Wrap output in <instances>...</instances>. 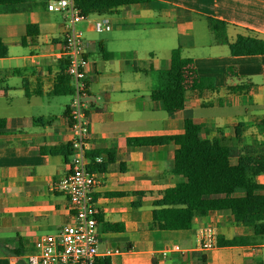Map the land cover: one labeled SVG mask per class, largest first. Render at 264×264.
<instances>
[{
  "label": "crops",
  "instance_id": "crops-1",
  "mask_svg": "<svg viewBox=\"0 0 264 264\" xmlns=\"http://www.w3.org/2000/svg\"><path fill=\"white\" fill-rule=\"evenodd\" d=\"M45 2L0 6L6 50L0 55V118H5L0 128V264H26L35 238L71 219L66 196L53 188L70 160V94H54L59 65L51 58L65 15L47 10ZM206 16L228 23V41L244 29L264 37V0H149L117 6L109 14L91 13L79 23L88 60V151H98L104 162L102 184L93 191L98 247L120 249L108 256L112 264H248L255 259L264 264L263 236L226 211L195 212L188 229L149 228L153 200L182 179L172 171L176 144L126 142L182 133L185 118L199 122L204 140L222 137L236 146L263 140L264 54L231 55L227 44L214 42ZM98 18L106 19L110 29L95 31ZM27 24H36V32L25 34ZM174 48L193 59L200 75L213 77L214 86L187 90L183 107L166 112L150 92L159 85L160 69L178 66ZM255 180L264 183V173ZM105 223L120 228L107 230ZM206 224L214 226L217 243L233 237L249 241L202 250L198 232ZM175 245L182 250H174Z\"/></svg>",
  "mask_w": 264,
  "mask_h": 264
},
{
  "label": "trees",
  "instance_id": "trees-1",
  "mask_svg": "<svg viewBox=\"0 0 264 264\" xmlns=\"http://www.w3.org/2000/svg\"><path fill=\"white\" fill-rule=\"evenodd\" d=\"M22 0H0L3 9L13 7ZM149 0H73V3L84 14H109L121 5L147 2ZM208 29L212 32L214 42L227 44L231 55L264 54V37L251 29L237 33L228 41L224 20L206 16ZM36 24H27L25 34L36 32ZM0 55L6 53L0 40ZM173 57L178 59L176 68H165L158 71L159 85L152 89V100L160 101L166 112L183 107L187 90H201L214 86V79L200 75L191 57L180 55V49H172ZM105 56V54H104ZM56 81L53 86L55 95L71 93L70 77L64 72L65 63L59 62ZM229 70V68H228ZM5 118H0V128ZM264 125V121L262 122ZM184 131L174 135H147L128 137L130 145L146 147L150 145L173 142L176 144L173 156L172 171L182 179L174 185L161 190L160 196L152 202L151 229H188L192 226L195 212L202 214L208 211L229 212L232 219L246 226H251L254 235L264 237V183L257 182L255 177L264 173V138L254 145L236 146L222 137L204 140L200 136V124L192 118H185ZM235 139V138H234ZM45 149H42L44 151ZM57 152L58 148L46 149ZM71 150L69 149V153ZM98 151H87L91 170H102L104 162H93ZM111 154H108V159ZM235 162H232V159ZM107 230H117L118 224L105 223ZM247 237H233L219 241L218 245L244 244ZM97 264H112L109 257L100 258ZM248 264H263L255 259Z\"/></svg>",
  "mask_w": 264,
  "mask_h": 264
},
{
  "label": "built area",
  "instance_id": "built-area-1",
  "mask_svg": "<svg viewBox=\"0 0 264 264\" xmlns=\"http://www.w3.org/2000/svg\"><path fill=\"white\" fill-rule=\"evenodd\" d=\"M46 9L65 15L63 36L59 48L52 53L55 63L64 62V72L71 83L68 104V127L71 132L70 160L67 172L53 185L64 194L71 211V219L62 223L52 233L39 235L34 240L33 251L26 254V264H97L100 258L120 252L117 247L99 249L97 231L98 208L94 202L93 191L101 186L100 170L89 168L87 156L90 125L87 117L89 107L88 79L86 77L87 57L85 52V34L79 23L87 18L73 3V0H45ZM94 30H109L106 19L98 18L93 22ZM93 162L101 163L103 158L96 155ZM198 246L202 250L217 247L216 231L212 224H206L199 230ZM261 245H264V237ZM174 250H182L175 245ZM164 256L165 251L161 252Z\"/></svg>",
  "mask_w": 264,
  "mask_h": 264
},
{
  "label": "rangeland",
  "instance_id": "rangeland-1",
  "mask_svg": "<svg viewBox=\"0 0 264 264\" xmlns=\"http://www.w3.org/2000/svg\"><path fill=\"white\" fill-rule=\"evenodd\" d=\"M210 33L212 34V32L210 31ZM63 97H65V98H68L69 97V95H63ZM241 226V225H240Z\"/></svg>",
  "mask_w": 264,
  "mask_h": 264
}]
</instances>
